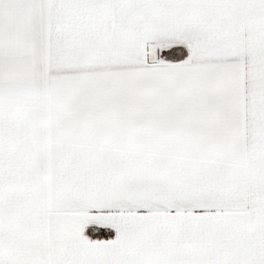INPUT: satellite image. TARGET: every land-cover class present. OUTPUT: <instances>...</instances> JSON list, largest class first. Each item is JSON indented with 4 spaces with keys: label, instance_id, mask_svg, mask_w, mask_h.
<instances>
[{
    "label": "snow or ice",
    "instance_id": "snow-or-ice-1",
    "mask_svg": "<svg viewBox=\"0 0 264 264\" xmlns=\"http://www.w3.org/2000/svg\"><path fill=\"white\" fill-rule=\"evenodd\" d=\"M0 264H264V0H0Z\"/></svg>",
    "mask_w": 264,
    "mask_h": 264
}]
</instances>
